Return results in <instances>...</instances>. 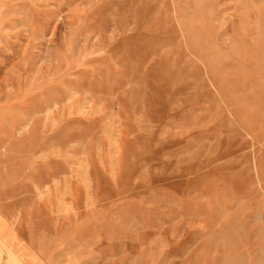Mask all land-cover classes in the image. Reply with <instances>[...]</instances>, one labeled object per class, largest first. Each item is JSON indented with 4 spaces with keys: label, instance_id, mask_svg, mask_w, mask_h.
Wrapping results in <instances>:
<instances>
[{
    "label": "rangeland",
    "instance_id": "374dc122",
    "mask_svg": "<svg viewBox=\"0 0 264 264\" xmlns=\"http://www.w3.org/2000/svg\"><path fill=\"white\" fill-rule=\"evenodd\" d=\"M3 238L264 264V0H0Z\"/></svg>",
    "mask_w": 264,
    "mask_h": 264
},
{
    "label": "crops",
    "instance_id": "0c3cea01",
    "mask_svg": "<svg viewBox=\"0 0 264 264\" xmlns=\"http://www.w3.org/2000/svg\"><path fill=\"white\" fill-rule=\"evenodd\" d=\"M4 233H5V231H4ZM20 239H21L20 240V242H21V244H20V251H21V253L19 255H17V254L14 255V256H16V257H14L15 261L24 262V263H27V262H32V263L36 262V263H39V261L41 262L42 259H40L37 254L29 255L26 252L27 248H24V246L26 247L27 244L22 241L23 240L22 238H20ZM5 240H6L5 238H3V240L0 239V242L1 241H5ZM10 246H11V244H10ZM12 261H13L12 260V255L10 253H7V254H5V253L1 254L0 253V264H6V263L9 264Z\"/></svg>",
    "mask_w": 264,
    "mask_h": 264
}]
</instances>
